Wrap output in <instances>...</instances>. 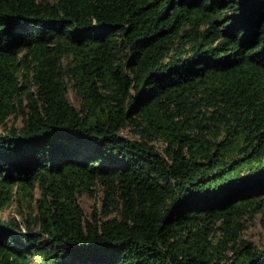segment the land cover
<instances>
[{
  "label": "trees",
  "instance_id": "1",
  "mask_svg": "<svg viewBox=\"0 0 264 264\" xmlns=\"http://www.w3.org/2000/svg\"><path fill=\"white\" fill-rule=\"evenodd\" d=\"M257 217L264 0H0V264H264Z\"/></svg>",
  "mask_w": 264,
  "mask_h": 264
},
{
  "label": "rangeland",
  "instance_id": "2",
  "mask_svg": "<svg viewBox=\"0 0 264 264\" xmlns=\"http://www.w3.org/2000/svg\"><path fill=\"white\" fill-rule=\"evenodd\" d=\"M72 95L73 93H71V96ZM10 122H13V120ZM16 122V124L18 125L22 123L21 119H18ZM125 134L128 136L130 135L128 130L125 132ZM100 199V196L98 197V195H95V191H92L90 193L84 192L80 195V202L87 214H90L94 207L101 206ZM21 210L23 211L22 213H20L19 210H15L13 207H11L10 209L2 213L1 218L7 220L11 216L16 215L22 227H25L24 221L26 220V218H28L29 215L34 216L35 214H37L38 208L36 205H33L32 207L24 209L22 208ZM243 238L249 240L257 246H264V221L261 220L260 217H257L253 221H251V223L249 222L248 228L243 233Z\"/></svg>",
  "mask_w": 264,
  "mask_h": 264
}]
</instances>
